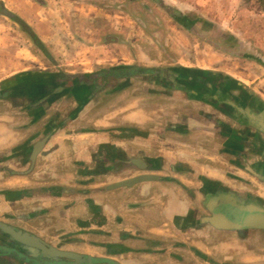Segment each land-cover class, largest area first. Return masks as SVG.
I'll list each match as a JSON object with an SVG mask.
<instances>
[{
  "label": "crops",
  "instance_id": "obj_1",
  "mask_svg": "<svg viewBox=\"0 0 264 264\" xmlns=\"http://www.w3.org/2000/svg\"><path fill=\"white\" fill-rule=\"evenodd\" d=\"M150 1L166 11L168 21L178 24L180 32L202 39L209 31L205 26L215 27L214 0ZM229 1L221 5L230 11L224 22L227 29L235 12L245 16L255 9L261 16L252 25L254 36L247 45L255 46L253 41L259 38L263 43L264 3ZM123 3L115 7L123 11ZM6 9L10 17L34 31L29 19ZM244 23L249 26L240 20L239 27ZM198 25L204 26L203 33ZM37 38L44 52L47 47L55 51L51 45L59 49L57 33L37 34ZM126 39L120 23L100 40L92 36L76 39L85 48L72 47L66 52L68 58L79 57L73 62L69 59L76 69L61 68L68 79L76 76V80L55 82L41 92L29 87L31 93L14 96L12 89L19 82L30 86L37 75L17 78L16 73L47 67L25 68L0 78V105L10 111L0 114V219L58 248L100 259L92 264H264V230L245 231L241 243L240 236L230 231L231 238L209 248L204 238L222 232L206 224L201 205L203 197L206 204L219 198L222 183L238 188L235 177L239 176L249 177L264 193V183L244 169L245 164L258 159L247 147L260 140L264 150V134L254 139L258 131L237 126L228 113L241 110L245 121L255 123L257 118L264 127V94H259L256 86H251L254 92L248 95L235 90L250 86L236 75L242 67L181 64L152 70L156 75L172 74L173 79L164 86L158 81H138V87L119 91L118 100H130V108L95 112V100L101 94L96 96L92 77L119 70V64H106L111 60L109 47L125 46ZM33 71L47 76L45 71ZM196 74L201 81L190 79ZM132 89L138 91L130 98ZM169 89L172 94H165ZM127 90L130 94L124 98ZM54 93L60 96L53 98ZM156 93L165 95L167 103H155ZM172 107L181 110L172 111ZM46 136L36 152V145ZM237 151L244 156L236 157ZM145 172L156 177L117 184ZM11 244L0 232V264H53Z\"/></svg>",
  "mask_w": 264,
  "mask_h": 264
},
{
  "label": "rangeland",
  "instance_id": "obj_2",
  "mask_svg": "<svg viewBox=\"0 0 264 264\" xmlns=\"http://www.w3.org/2000/svg\"><path fill=\"white\" fill-rule=\"evenodd\" d=\"M15 1L16 4L11 3V0H0V78L8 76L14 71L18 72L32 67H47V69H31L16 73L18 75L15 77H32L36 75L33 70L66 75L68 73L61 71V68L75 70L76 68L73 66L75 63H70L69 59L73 62L74 59L79 58L78 56L68 58L66 56L68 49L76 47V50H80L81 46L85 48V45L76 39L80 41L92 36L100 40L108 30H113L115 25L120 23L127 37L126 45H111L112 47H109L112 52L111 60L106 63L119 64V67H116L119 70L113 74L100 72L92 77L95 82L96 96L101 94L95 100V112L106 108L111 110L130 108L127 104L130 100H118L119 91L138 87V81H158L160 85L164 86L165 83L173 79L172 74L168 72L166 74L165 71L162 72L163 74L158 72L156 75L155 72L152 73V70L173 69L182 66L181 64L242 67L243 70L236 75L244 79L250 86L241 85L235 90L248 95L250 92H254L251 86H256L255 90L259 94H264V64L258 61L264 62V42L262 43L259 38V40L253 41L255 46L253 43L247 45V42L252 41L251 38L254 36L253 24L261 16L253 12L255 9H250L245 16L235 12L232 17L233 22L227 29L224 22L230 11L224 10L221 5L230 4V1L214 0L217 2V8L211 11H214L213 18L216 17V24L215 27L205 26L209 28V31L201 39L196 34L180 32L179 30L182 28L178 24L173 26L171 21H168L166 11L150 0H42V2L31 0L30 3L34 4H28L24 0ZM119 2H124L125 10L120 11L117 6L115 7ZM6 8L20 18L25 16V19H29L32 22L31 27L36 33L32 29L31 32L36 36L37 34L38 36L39 34L52 36L57 33L60 40H56V45L61 50L55 49L51 45L55 51H51L47 47V53L44 52L32 37L31 32L19 20L10 17ZM18 16L15 18H19ZM240 20L249 26L244 23L243 27L247 28L239 27ZM198 26L200 31L204 27ZM240 28H242L241 32ZM238 37L244 38L243 41H238ZM262 44L263 47L260 46ZM88 55L87 52L86 62L89 61ZM114 68L110 67L109 69ZM10 76H14V74ZM33 77L40 78V76ZM133 89L131 93L138 91ZM101 91L103 93H100ZM129 94L128 91L124 98ZM165 94H172V89L165 91ZM85 95L86 92L83 93V96ZM59 96V94H55L53 98ZM133 97H135V93L130 95V98ZM155 100V103L159 105L167 103L165 95L162 96L160 93L155 94ZM174 110L180 112L181 109L172 107V111ZM8 112H10L8 107L0 105V114ZM238 183L240 187H244L242 182ZM254 189L255 191L252 189L238 191L241 193L247 191L253 193L254 191L257 194L259 189ZM217 237L221 240L228 239V235L223 234ZM242 239L244 237L242 238L241 234L238 241L241 243L244 241ZM205 243L209 248L212 247L211 244Z\"/></svg>",
  "mask_w": 264,
  "mask_h": 264
},
{
  "label": "flooded vegetation",
  "instance_id": "obj_3",
  "mask_svg": "<svg viewBox=\"0 0 264 264\" xmlns=\"http://www.w3.org/2000/svg\"><path fill=\"white\" fill-rule=\"evenodd\" d=\"M179 75L181 77L185 76L183 74L177 73V76H179ZM201 78L202 77L198 74L195 75V77H190V79L195 80V81H201L200 80ZM221 105H223L222 102H221ZM226 107L228 108V106H226ZM227 108H226V110H230ZM224 110H225V108H224ZM236 110H239V109H236ZM228 113H229V117L232 118L234 120V122H236L237 126H239V125L243 126L244 125L247 128L249 126L255 128L258 132H255V134H253L254 139L256 138V136L259 133L262 132V134H264V127L261 125L260 121L257 118H254L255 123H251L250 121L249 122L245 121V118L243 116H246V115H244L241 110L239 111V113L241 115H238L239 113L237 111L235 113H233V112L232 113L228 112ZM220 122L222 124L226 125L225 122H223V121H220ZM235 128H237V127H235ZM236 133H237V130L234 131V135ZM233 137L236 138L237 136H233ZM237 139H238V137H237ZM260 142H261L260 140H257L256 146L247 147L246 151L249 152L250 154H253V153L258 154V159L253 160L248 165L245 164L244 169H246L248 171V173L250 174L251 177H255L256 180H259V181L264 183V155L262 154V153H264L263 152L264 150L261 151V147L259 145ZM241 156H244V155L237 151L236 157H241ZM133 162H134V164H136L138 166V162H135V161H133ZM241 162H246V160H242ZM155 177H156L155 174H149V173L145 172V173L138 174L135 177L121 180V181L117 182V184H119L120 182L126 181V180H132V182L130 184H133L136 181L139 182L141 180L151 179V178H155ZM235 178L237 179V181L242 182V184H244V187L243 186L240 187L238 184V188H236V187H233L232 184H227L226 182H225V184L222 183L220 189L217 192V194L219 195V198H216L215 200H213V202L210 201L206 204V199H205L206 197L205 198L203 197V200L201 202V205L204 208L203 212H205V214H203L202 218H204L206 224L212 225L214 228L219 230V232H222L219 235H221V234H223L225 236L228 235V239L231 238L230 237V231L233 232V234H236V235L238 234L239 236H241V234H244V232L248 231V230H252V229L264 230L261 228H245V229L236 230L233 228H228V226H224L225 225L224 221H223L224 223H218V222H216V220H214V221L211 220L212 218L215 219L213 217L214 213H224V215L227 216L231 220L239 219L240 215L245 211V210L239 208L240 204L241 205H253V204L256 205L257 204V205L264 206V193L259 191L260 188L257 185H255L249 177L239 176V177H235ZM127 185H129V184H127ZM254 188L259 189L257 194H256V192H254L255 191ZM241 189H244V190L245 189H252L254 191H253V193L250 191L241 193L238 191ZM219 235H217V236H219ZM245 235H242V236H245ZM217 236L207 235L204 238V242H207V243L211 244L212 246L218 245L222 240L219 239V237H217ZM64 250H66V249H64ZM61 260L62 261L64 260L67 263L71 262L67 258H61ZM43 261H45V260H43ZM52 262H53V264H58L59 261H53L52 260Z\"/></svg>",
  "mask_w": 264,
  "mask_h": 264
},
{
  "label": "water",
  "instance_id": "obj_4",
  "mask_svg": "<svg viewBox=\"0 0 264 264\" xmlns=\"http://www.w3.org/2000/svg\"><path fill=\"white\" fill-rule=\"evenodd\" d=\"M49 73H47L48 75ZM51 74V73H50ZM55 76H48V79L43 75L45 78L42 83H40L37 79H33L30 83V86L28 84L24 83H17L13 86V95L14 96H22L24 92L31 93L29 90V87L33 90H37L38 92H41L43 87L46 86L51 87L54 86V81L63 82L66 80H76V76L71 77L68 79L67 74L61 75L54 73ZM105 74V73H104ZM110 74V73H109ZM113 74V73H112ZM106 76V75H105ZM62 78V79H60ZM47 79V80H46ZM60 79V80H59ZM47 89V90H48ZM61 92V91H60ZM55 95V93H54ZM53 95V97H54ZM48 137H43L42 140L36 145V152H38L41 147L43 146L44 142ZM132 180H126L123 182H120L119 184H130ZM240 209L245 210L241 215L240 218L237 220H231L227 216L224 215V213H214V218L219 217L224 222V226H228V228H233L236 230L245 229V228H261L264 229V206L261 205H239ZM215 220V219H211ZM0 232L7 236L13 244L12 246L16 245L18 250L25 251L33 256L41 257L46 262H52L53 261H59L58 264H92L93 261H99L100 259H97L95 257H92L89 254H83L80 252H76L73 250H64L61 248H58L54 245L49 244L45 240H43L41 237L24 230L22 228L16 227L14 225H11L3 220L0 219ZM61 258H67L71 262L67 263L66 261H62Z\"/></svg>",
  "mask_w": 264,
  "mask_h": 264
},
{
  "label": "trees",
  "instance_id": "obj_5",
  "mask_svg": "<svg viewBox=\"0 0 264 264\" xmlns=\"http://www.w3.org/2000/svg\"><path fill=\"white\" fill-rule=\"evenodd\" d=\"M262 1V3H264V0H261ZM21 22V24L23 25V26H25L28 30H29V32H31V29L29 28V26L27 25V24H25L23 21H20ZM31 34H32V37L34 38V40L38 43V44H40L41 45V43H40V41H39V39L37 38V36L36 35H34L32 32H31ZM40 73V74H39ZM36 76H40V78H38L39 80V82L40 83H42L43 81H44V77H43V75H45V73H42V72H36ZM48 76H55V74L54 73H49L47 76H46V78L48 79ZM46 79V80H47ZM35 89H33V91H34Z\"/></svg>",
  "mask_w": 264,
  "mask_h": 264
},
{
  "label": "bare ground",
  "instance_id": "obj_6",
  "mask_svg": "<svg viewBox=\"0 0 264 264\" xmlns=\"http://www.w3.org/2000/svg\"><path fill=\"white\" fill-rule=\"evenodd\" d=\"M215 220H216V222H218V223H224L223 220H222L221 218H219V217H215Z\"/></svg>",
  "mask_w": 264,
  "mask_h": 264
}]
</instances>
